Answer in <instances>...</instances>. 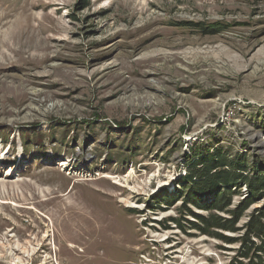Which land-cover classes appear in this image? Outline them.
<instances>
[{
  "label": "rangeland",
  "instance_id": "rangeland-1",
  "mask_svg": "<svg viewBox=\"0 0 264 264\" xmlns=\"http://www.w3.org/2000/svg\"><path fill=\"white\" fill-rule=\"evenodd\" d=\"M252 41L264 0H0V264H231L165 200L194 154L264 170V80L206 48Z\"/></svg>",
  "mask_w": 264,
  "mask_h": 264
},
{
  "label": "trees",
  "instance_id": "trees-1",
  "mask_svg": "<svg viewBox=\"0 0 264 264\" xmlns=\"http://www.w3.org/2000/svg\"><path fill=\"white\" fill-rule=\"evenodd\" d=\"M180 183L181 191L165 203L180 201L179 212L191 220L185 219V227L176 218L168 223L234 246L231 264H264V170L247 161L245 154L230 156L215 150L194 154ZM236 196L242 199L233 205ZM203 197L210 199L203 201Z\"/></svg>",
  "mask_w": 264,
  "mask_h": 264
},
{
  "label": "bare ground",
  "instance_id": "bare-ground-1",
  "mask_svg": "<svg viewBox=\"0 0 264 264\" xmlns=\"http://www.w3.org/2000/svg\"><path fill=\"white\" fill-rule=\"evenodd\" d=\"M258 44H259L258 42L252 41L250 43H246L245 45L239 48L233 49L231 47V55L230 52L227 51L226 49H217L213 47L212 48L206 47V48L208 50H212V53H215L211 59L214 63L225 62L224 58H227L226 63H231V75L233 76L240 75L242 71L243 72L247 71L250 69L252 65H255L256 69H253L252 72H250L247 75H244L242 78L244 80L245 79L248 80L252 76H259V80L261 79L264 80V52L263 53L259 52L257 55L255 54L250 56L251 52ZM234 51H236L238 55H236Z\"/></svg>",
  "mask_w": 264,
  "mask_h": 264
}]
</instances>
